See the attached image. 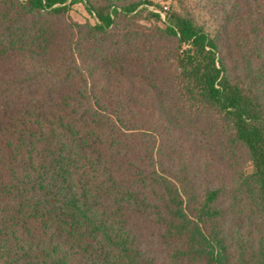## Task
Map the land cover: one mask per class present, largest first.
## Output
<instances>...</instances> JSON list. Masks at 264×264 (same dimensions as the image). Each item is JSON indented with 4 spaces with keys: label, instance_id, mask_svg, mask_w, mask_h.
Segmentation results:
<instances>
[{
    "label": "trees",
    "instance_id": "1",
    "mask_svg": "<svg viewBox=\"0 0 264 264\" xmlns=\"http://www.w3.org/2000/svg\"><path fill=\"white\" fill-rule=\"evenodd\" d=\"M0 264H264V0H0Z\"/></svg>",
    "mask_w": 264,
    "mask_h": 264
},
{
    "label": "rangeland",
    "instance_id": "2",
    "mask_svg": "<svg viewBox=\"0 0 264 264\" xmlns=\"http://www.w3.org/2000/svg\"><path fill=\"white\" fill-rule=\"evenodd\" d=\"M154 2H156V4H159V6L162 7L163 9L164 7L169 9L172 0H154ZM69 15L74 21L79 23H83L86 20L93 22V18L86 12V10L84 9L81 3H76L72 5L70 7ZM161 17L162 18L164 17L163 13H161Z\"/></svg>",
    "mask_w": 264,
    "mask_h": 264
},
{
    "label": "built area",
    "instance_id": "3",
    "mask_svg": "<svg viewBox=\"0 0 264 264\" xmlns=\"http://www.w3.org/2000/svg\"><path fill=\"white\" fill-rule=\"evenodd\" d=\"M164 9H167L166 7H164Z\"/></svg>",
    "mask_w": 264,
    "mask_h": 264
}]
</instances>
